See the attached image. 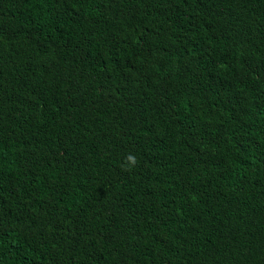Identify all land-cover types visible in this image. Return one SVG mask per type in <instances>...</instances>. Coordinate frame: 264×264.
Masks as SVG:
<instances>
[{"label":"trees","instance_id":"obj_1","mask_svg":"<svg viewBox=\"0 0 264 264\" xmlns=\"http://www.w3.org/2000/svg\"><path fill=\"white\" fill-rule=\"evenodd\" d=\"M0 264H264V0H0Z\"/></svg>","mask_w":264,"mask_h":264},{"label":"clouds","instance_id":"obj_2","mask_svg":"<svg viewBox=\"0 0 264 264\" xmlns=\"http://www.w3.org/2000/svg\"><path fill=\"white\" fill-rule=\"evenodd\" d=\"M126 159H127L128 161H130L131 164H133V165L136 164V159H135V157H134L133 155L129 154V155L126 157Z\"/></svg>","mask_w":264,"mask_h":264}]
</instances>
